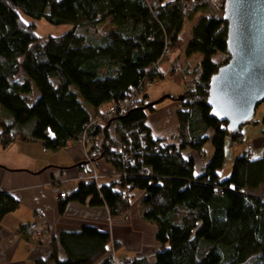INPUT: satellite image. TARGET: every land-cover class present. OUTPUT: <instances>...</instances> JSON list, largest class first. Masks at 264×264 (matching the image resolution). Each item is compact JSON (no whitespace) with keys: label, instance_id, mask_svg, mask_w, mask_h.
<instances>
[{"label":"trees","instance_id":"obj_1","mask_svg":"<svg viewBox=\"0 0 264 264\" xmlns=\"http://www.w3.org/2000/svg\"><path fill=\"white\" fill-rule=\"evenodd\" d=\"M183 3L0 0V144L6 148L27 135L56 152L86 136L88 160L105 159L113 172L97 185L79 183L59 198V212L69 203L88 204L106 208L116 221L129 213L131 194L141 192V219L155 227L158 252L127 264H246L252 257L264 264V202L254 196L264 186V158L255 160L243 151L221 182L226 142L242 143V128L230 133L226 123L209 117L207 106L210 80L229 60L224 0L219 8L211 0H193L186 13ZM193 11L202 16L185 55L201 61L180 71L174 62L165 74L162 66L183 49L181 33ZM23 16L71 30L40 38ZM108 23V32L96 33ZM218 56L226 58L220 63ZM169 73L185 86L175 113L178 146L168 141L171 136L156 135L147 115L155 112L149 84L170 78ZM111 107L115 111L107 117ZM208 143L213 156L205 164ZM18 208L15 198L0 191V221ZM110 242L108 230L83 225L61 231L56 243L64 264H115ZM36 264L60 260L54 251Z\"/></svg>","mask_w":264,"mask_h":264},{"label":"crops","instance_id":"obj_2","mask_svg":"<svg viewBox=\"0 0 264 264\" xmlns=\"http://www.w3.org/2000/svg\"><path fill=\"white\" fill-rule=\"evenodd\" d=\"M211 1L216 4L219 0ZM185 46L184 44L182 50L171 56L169 63L162 66L163 73L168 74L174 62L180 69L195 67L200 63L199 56L190 59L186 57ZM167 79L184 92L182 83ZM172 92L170 89L165 94L171 95ZM156 94L161 96L163 88L152 93L154 98H158ZM171 108H175L174 105L156 110L150 117L149 126L161 139H168L177 127L175 115L170 121L167 120L166 113ZM1 132L0 124V134ZM89 162L94 164L100 175L113 172V167L105 159L96 162L88 160L87 149L78 144H69L59 151L49 152L44 150L42 143L32 142L27 135L19 136L6 148L0 144V191L10 194L19 203L16 211L0 221V264H36L38 261L48 260L54 251L58 254L60 264H64V255L56 243L58 234L61 231H77L83 225L109 231L111 242L107 248L108 254H140L143 246L156 245L155 227L141 219V192L131 194V209L121 220L112 221L106 208H93L88 204L69 203L62 213L59 212L60 200L52 188L58 187L65 194L73 193L79 184V172L88 167ZM259 192H264V186L256 193ZM135 193L137 196L133 195ZM33 223L40 234L38 239L31 237L29 226Z\"/></svg>","mask_w":264,"mask_h":264},{"label":"water","instance_id":"obj_3","mask_svg":"<svg viewBox=\"0 0 264 264\" xmlns=\"http://www.w3.org/2000/svg\"><path fill=\"white\" fill-rule=\"evenodd\" d=\"M223 5L229 60L210 80L207 106L211 119L235 133L251 123L264 103V0H224ZM163 100L174 97L150 105Z\"/></svg>","mask_w":264,"mask_h":264},{"label":"rangeland","instance_id":"obj_4","mask_svg":"<svg viewBox=\"0 0 264 264\" xmlns=\"http://www.w3.org/2000/svg\"><path fill=\"white\" fill-rule=\"evenodd\" d=\"M171 1H174V0H167V2H171ZM218 2L215 5L217 8H219V4H220ZM210 4H212V3H210ZM193 12H195V11H193ZM199 12L197 11L192 15L193 16L192 20L187 19L185 21L183 31L181 33V39L183 41L182 44L186 45L188 39L190 38L193 25H195L196 22L199 21V19H200ZM22 19L26 24H34L35 34L40 38L60 37L64 34L68 33L71 30V27L68 25L56 27V26H52V25L48 24L45 20L34 21V20L27 18L25 16H23ZM110 29H111V25L108 23V24H105L103 26L98 27L96 30V33L97 34L98 33L104 34V33L108 32ZM225 58L226 57H224V56L223 57L218 56L217 57L218 60L216 59V61L221 63L224 61ZM180 70H181L180 68H177V71H180ZM164 73L167 74L166 72H164ZM169 77L172 78L173 80H175V77H173V74L169 73ZM161 88H163V94H161V96H160V94H156V95H158L157 96L158 98H156V96L154 98L152 93H154L155 91H157ZM183 88H184V92L177 89V86L174 85V83L168 79L160 80V81L148 86L147 91H148V97L150 98V100L154 99V100L158 101L161 98L165 97V96L162 97V95L174 97V100H163L161 103H159L157 105H151V107L154 109V111H156V110H159L161 108H167L168 106L174 105L175 108H173V109L171 108L170 111L166 113L167 114V120L170 121V119L174 118V115H175L174 113H176V110L179 106V102H181V101H178L177 98L180 96H182L184 98V93H185V86L184 85H183ZM170 89L173 90L172 94L171 95L165 94L168 90L170 91ZM73 90L75 92H77L76 89L73 88ZM79 99L82 101V99L80 97H79ZM155 102L156 101H152L151 104L155 103ZM108 111H109V108L105 112H108ZM153 113L154 112L150 113V111L147 112L149 122H151L150 117L152 116ZM263 118H264V103H262L261 105L258 106V108L255 112L254 118L251 121V123L242 126V131H241V133L243 135L242 136V143L230 145V143L228 141L226 142V145H225V163H224L222 170L220 171V181L221 182L227 180L230 177L234 161L238 157V155L243 153L244 147H245V144H244L245 142H247L251 145L252 150L255 153V156L252 159L257 160V159L264 158V126L262 124ZM172 135H176V134H172ZM115 143L116 144L119 143V140L116 139ZM204 153H205V156L203 158V162L205 164H207L210 162V160L212 159V156H213V147H212L211 143L206 144V146L204 148ZM137 192H139V191H136V193ZM136 193L133 195L137 196ZM259 193H256L255 196L257 198H260L264 202V192H259ZM141 201H142V198H140V200H139L140 204H141ZM119 220H121V219H119ZM157 252H158V248L156 245L147 244V245L143 246L142 253L130 254V255H128L129 258L127 255L126 256L125 255L124 256H118V255H114L113 253H111V256L114 258V260L117 263L120 262L121 260L122 261L125 260L124 263L128 260L130 263L131 261L134 260L133 258H131V256L135 257V258L148 257V256H152L153 254H156ZM255 261H256L255 257H252L246 264H255Z\"/></svg>","mask_w":264,"mask_h":264},{"label":"built area","instance_id":"obj_5","mask_svg":"<svg viewBox=\"0 0 264 264\" xmlns=\"http://www.w3.org/2000/svg\"><path fill=\"white\" fill-rule=\"evenodd\" d=\"M192 3H193V0H184L183 10H184L185 13L190 10ZM149 86H150V84H149ZM114 111H115L114 108L111 107V108H109V111L108 112H105V113H106L107 117H109L111 113H114ZM168 141L170 143H173L174 145L176 144V146H178V145H180L182 143L181 139L177 135H172L168 139ZM101 143H102V141L99 142V144H98L99 147L102 146ZM77 144L79 146H82L83 148H87L86 146L89 144V141H88L87 137L84 136L81 140H79V142H77ZM245 152H246V154L248 156H250V157L253 156V150H252L251 145H245ZM126 162H128L129 164H134V159L132 157H127L126 158ZM104 178H105V176L100 175L97 172L94 164L91 163V162H89L88 167H84L79 172L78 177H77V181L79 183H86L88 185H90V184H96L97 185ZM52 190H53V193L58 198H65V193H62L61 190H60V188L53 187ZM31 229L35 231L34 232V235H33V239H37L40 236V234H39V232H37V227H36V224L35 223L31 224ZM124 261L121 260L120 262L117 263L114 260V263L115 264H127V263H129L128 260L125 263H124Z\"/></svg>","mask_w":264,"mask_h":264}]
</instances>
